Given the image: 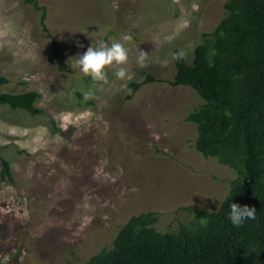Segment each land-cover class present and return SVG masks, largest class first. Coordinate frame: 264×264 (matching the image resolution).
Segmentation results:
<instances>
[{
  "label": "rangeland",
  "instance_id": "rangeland-1",
  "mask_svg": "<svg viewBox=\"0 0 264 264\" xmlns=\"http://www.w3.org/2000/svg\"><path fill=\"white\" fill-rule=\"evenodd\" d=\"M0 0L2 92H39L32 116L0 105V264H83L112 247L133 216L155 213L159 231L190 225L197 210L217 211L235 170L196 150L188 115L205 101L173 87V50L193 63L203 35L225 16L224 0ZM133 39V99L110 84L85 102L90 80L71 67L94 40ZM57 42V48L54 47ZM146 66H137L140 52ZM1 159L12 176H1Z\"/></svg>",
  "mask_w": 264,
  "mask_h": 264
},
{
  "label": "trees",
  "instance_id": "trees-1",
  "mask_svg": "<svg viewBox=\"0 0 264 264\" xmlns=\"http://www.w3.org/2000/svg\"><path fill=\"white\" fill-rule=\"evenodd\" d=\"M25 1L42 12L47 30V9L38 0ZM224 1L225 16L203 35L193 63L173 55L176 74L170 84L191 87L205 101L187 120L196 126V150L235 170L228 195L217 211L197 210L194 221L176 232L156 229L155 213L133 216L111 248L83 264H264V0ZM155 81L148 74L131 83L127 99ZM9 83L0 77V105L32 116L44 113L37 107L39 92H2ZM1 176H12L5 159ZM230 203L255 207L256 219L235 227L228 220Z\"/></svg>",
  "mask_w": 264,
  "mask_h": 264
},
{
  "label": "clouds",
  "instance_id": "clouds-1",
  "mask_svg": "<svg viewBox=\"0 0 264 264\" xmlns=\"http://www.w3.org/2000/svg\"><path fill=\"white\" fill-rule=\"evenodd\" d=\"M133 39L131 34H122L119 40L105 41L103 39L94 40L83 54L75 57V62L70 60L71 67L74 73L78 71L84 78L90 80L91 87L80 89L81 95L85 102L101 99L99 93L105 90V86L110 84L109 69H112V76L115 81H119L118 90H130L128 81L131 75L128 70L129 63V48L124 42H129ZM183 49H174V56L183 55ZM148 53L141 50L140 55L136 58L137 66L143 68L146 66ZM230 211L228 220L232 225L239 228L246 221L256 219L255 207L248 205H239L230 203Z\"/></svg>",
  "mask_w": 264,
  "mask_h": 264
}]
</instances>
